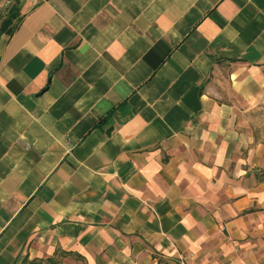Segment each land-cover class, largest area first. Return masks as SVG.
Segmentation results:
<instances>
[{
    "label": "crops",
    "instance_id": "crops-1",
    "mask_svg": "<svg viewBox=\"0 0 264 264\" xmlns=\"http://www.w3.org/2000/svg\"><path fill=\"white\" fill-rule=\"evenodd\" d=\"M18 2L0 264H261L264 0Z\"/></svg>",
    "mask_w": 264,
    "mask_h": 264
},
{
    "label": "rangeland",
    "instance_id": "rangeland-1",
    "mask_svg": "<svg viewBox=\"0 0 264 264\" xmlns=\"http://www.w3.org/2000/svg\"><path fill=\"white\" fill-rule=\"evenodd\" d=\"M260 128H264V123L259 124ZM202 254V255H201ZM201 257L198 259V264H245L246 262V253L245 252H237L235 251L230 256L228 253L220 254L214 252L211 249V245L208 244L207 246H201ZM193 258V255L189 256ZM181 261V263H180ZM203 261V262H202ZM180 264H186L185 259L179 260Z\"/></svg>",
    "mask_w": 264,
    "mask_h": 264
},
{
    "label": "trees",
    "instance_id": "trees-1",
    "mask_svg": "<svg viewBox=\"0 0 264 264\" xmlns=\"http://www.w3.org/2000/svg\"><path fill=\"white\" fill-rule=\"evenodd\" d=\"M21 20L22 16L19 14V2L15 0L0 19V35L11 37L19 27ZM106 123L105 119L100 120L95 127L100 128V126L106 125ZM110 131L111 128L107 130V133Z\"/></svg>",
    "mask_w": 264,
    "mask_h": 264
},
{
    "label": "built area",
    "instance_id": "built-area-1",
    "mask_svg": "<svg viewBox=\"0 0 264 264\" xmlns=\"http://www.w3.org/2000/svg\"><path fill=\"white\" fill-rule=\"evenodd\" d=\"M261 264H264V259H263V261H262V263Z\"/></svg>",
    "mask_w": 264,
    "mask_h": 264
}]
</instances>
